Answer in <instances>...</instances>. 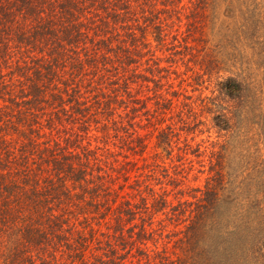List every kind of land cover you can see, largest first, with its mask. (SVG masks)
Wrapping results in <instances>:
<instances>
[{"label": "trees", "instance_id": "1", "mask_svg": "<svg viewBox=\"0 0 264 264\" xmlns=\"http://www.w3.org/2000/svg\"><path fill=\"white\" fill-rule=\"evenodd\" d=\"M213 1L0 0V264H264L227 158L264 146V78L203 45Z\"/></svg>", "mask_w": 264, "mask_h": 264}, {"label": "rangeland", "instance_id": "2", "mask_svg": "<svg viewBox=\"0 0 264 264\" xmlns=\"http://www.w3.org/2000/svg\"><path fill=\"white\" fill-rule=\"evenodd\" d=\"M213 2V8L209 10L210 15L207 19V27L200 32L203 33L204 36L203 45L211 48L217 47L220 53H230L237 48L240 52L241 59L233 63L234 67L225 66L223 69L233 73H240V63L248 62L246 63L247 69H245L243 72L244 74H240V76H248L255 85L260 87L264 78L263 55L259 58V56L249 48V46L258 48L255 43H250L247 40L239 43L235 38V31H238L239 27H242V22H244L246 15L245 3H247V0H214ZM253 2H259L261 8H264V0H254ZM251 3L252 2L249 3L247 8H250ZM262 33L264 34V31H262ZM222 48H224L225 51L222 50ZM205 93L209 92L206 90ZM253 144H255V146H253ZM227 158H229L228 163L233 172L240 179L243 188H246L245 184L250 178H258L259 182H262V185L259 184V189L264 190L263 144L260 142H251L240 146L235 145ZM191 183L203 184V181H192Z\"/></svg>", "mask_w": 264, "mask_h": 264}]
</instances>
